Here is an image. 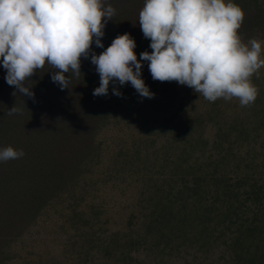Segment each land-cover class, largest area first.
Instances as JSON below:
<instances>
[{
	"label": "trees",
	"instance_id": "16d2710c",
	"mask_svg": "<svg viewBox=\"0 0 264 264\" xmlns=\"http://www.w3.org/2000/svg\"><path fill=\"white\" fill-rule=\"evenodd\" d=\"M104 2L116 10L104 48L127 32L138 60L151 52L143 0ZM234 3L242 41L263 42L264 0ZM103 50L91 46L81 75L65 74L67 88L46 63L25 81L32 96L8 85L0 66V148L24 152L0 161V264H264V66L247 106L154 80L147 61L152 98L129 82L115 85L119 97L112 82L94 96L90 56ZM41 227L59 237L48 256L44 238L22 241Z\"/></svg>",
	"mask_w": 264,
	"mask_h": 264
},
{
	"label": "clouds",
	"instance_id": "9594fccd",
	"mask_svg": "<svg viewBox=\"0 0 264 264\" xmlns=\"http://www.w3.org/2000/svg\"><path fill=\"white\" fill-rule=\"evenodd\" d=\"M104 0H0V66L4 79L22 95L32 96L25 85L47 63L56 71L51 80L67 88V74L80 73V58L89 57L99 75L94 96L122 93L115 85L129 82L140 97L154 93L142 79V61L148 62L152 79L176 81L200 93L209 102L237 98L240 105L253 103L258 95L251 77L264 66L262 42L244 43L238 32L244 18L234 0H143L139 25L150 40L151 52H134L129 33L117 35L104 48L101 38L115 14ZM17 111L15 107L9 114ZM23 150L0 148V161L18 159Z\"/></svg>",
	"mask_w": 264,
	"mask_h": 264
},
{
	"label": "rangeland",
	"instance_id": "374dc122",
	"mask_svg": "<svg viewBox=\"0 0 264 264\" xmlns=\"http://www.w3.org/2000/svg\"><path fill=\"white\" fill-rule=\"evenodd\" d=\"M262 56H264V41L262 42ZM263 67V66H262ZM116 196H118L117 194H114ZM115 199H117V197H115ZM47 228H40L37 231H33L30 234H28L26 237L23 238L22 241L26 242L32 239H38L39 237L44 238L45 241H47V243H45L44 245L41 246V248L45 249V253L47 254H52L55 251V244L52 242V239H57L59 237H55L54 233H47L46 231ZM22 241L19 242V252L21 253V248H22ZM17 247V249H18ZM18 262V261H17ZM12 264H17L16 261L12 262ZM170 264H181L179 260H177L176 262H171Z\"/></svg>",
	"mask_w": 264,
	"mask_h": 264
}]
</instances>
